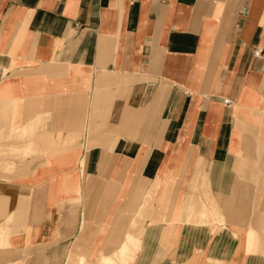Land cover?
<instances>
[{"label":"crops","instance_id":"crops-1","mask_svg":"<svg viewBox=\"0 0 264 264\" xmlns=\"http://www.w3.org/2000/svg\"><path fill=\"white\" fill-rule=\"evenodd\" d=\"M6 82L58 107L0 111L29 124L26 162L45 156L0 178V264H94L149 194L136 264H264V0H0ZM69 138L84 164L46 175ZM198 183L205 226L185 221Z\"/></svg>","mask_w":264,"mask_h":264},{"label":"rangeland","instance_id":"rangeland-1","mask_svg":"<svg viewBox=\"0 0 264 264\" xmlns=\"http://www.w3.org/2000/svg\"><path fill=\"white\" fill-rule=\"evenodd\" d=\"M11 87H12V85L9 82H6V86H4V87H2V84L0 86V111L5 109L4 107H6V104H7L6 101L13 102L15 105L33 107L35 105L29 104L28 103L29 100H36V101L40 102L41 99H42V98H35V97L24 98L19 93L10 94L8 92H9ZM12 89H14V88H12ZM40 106L45 107V109H47L49 107L50 109H49V111H47V113H49L50 111L55 110L58 107V104L54 105L52 103V101L48 103V102H44L42 100L41 104H39V103L36 104V108L39 110ZM49 118H50V115H46L45 116L46 122H47V120ZM1 119L4 120L2 123H5V121L7 120V116L2 117ZM54 133L57 136H59V135L60 136H64L65 135V133L63 131H61V130H58V131L55 130ZM68 134H71L70 137L76 136V133L68 132L67 135ZM75 141H76V139L75 140H71L69 138L68 144L65 143L64 145H62L61 146V150H59L58 153L54 155V157H57V160L50 161V162L48 161V162L45 163V167L42 170L46 171L45 172L46 175L50 174V170H52L53 168L61 166V165H64V160H67L69 158H72V162L70 163L71 166H76L78 163L84 164V159L80 158L79 153L76 152L75 149L69 150L70 149L69 145L73 144ZM31 157H32L31 152H24V149L21 146H19L17 140H15V139L12 140V139L8 138L7 136L1 137L0 138V178L1 179H7V180H14L15 179L16 181H19V182H26V181L32 180L31 176L29 175L30 169L32 167L36 166V165H40L41 164L40 161L42 159H44L45 156H42V157L38 158L37 162L30 164V163L26 162V160H28ZM11 164H14L12 172H10L8 174H2L1 171L2 170L4 171V169H3L4 166H8V165H11ZM36 174L37 175L41 174V171L36 173ZM167 187H168V184L164 188L163 192L160 194L161 197L162 196L166 197L168 195V188ZM198 188H199V183L195 185L194 193L187 200V206H186L187 212H186L185 221L188 222L191 225H196V223H198V224H200L202 226H205V225H208L215 218L210 219V221L208 223L204 224L198 219V213L200 212V208H199V211L197 212V217H196V214H194L195 212H193V210H192V203L194 201V197L196 196V193L198 195ZM148 196H151L152 199L154 198L153 194H149ZM160 196H159V202H163L164 203L166 199H164L162 201ZM200 196H202L201 197L202 201L206 202L209 205L210 198H212V197H210L209 192L206 190V188H204V190L200 194ZM162 204L159 203L160 206H162ZM151 206L153 208L150 211L148 210L149 214L143 215V217H145V220L148 219V218H152L153 215H154V205H153V203H152ZM198 207H199V205H198ZM139 212H140V210L137 211L136 214H138ZM178 218H179L178 212H176L175 218H174V220L171 223H176ZM135 221H138L137 217H136ZM222 222H224V220H219V223H222ZM9 225H10V221H9ZM144 226H145V224H144ZM128 229H129V227H122L121 228V238L122 239L124 238L125 232L128 231ZM178 236H179V228L177 226V232H176V235H175V239L176 240H175V243L172 244V247L177 245ZM126 237H127V234H126ZM126 237H125V239H126ZM145 238H146V236L144 237V240H145ZM115 245H118V244H115ZM115 245H114L113 242L110 243V245H108V246H110V249H109L110 253L101 251L98 254V257H97V259H96L94 264L97 263V260L101 261L104 257H108V258L112 257L115 254V252L118 251V249L120 247L119 246L118 249L116 251H114V248H115L114 246ZM145 247L147 248V243L145 244ZM172 247H171V249H172ZM111 252H113V253H111ZM137 256H138V254H137ZM80 263L81 262H78V264H80ZM74 264H77V260H75ZM86 264H89L88 260L86 261Z\"/></svg>","mask_w":264,"mask_h":264},{"label":"bare ground","instance_id":"bare-ground-1","mask_svg":"<svg viewBox=\"0 0 264 264\" xmlns=\"http://www.w3.org/2000/svg\"><path fill=\"white\" fill-rule=\"evenodd\" d=\"M10 121L11 122L8 126L1 128L0 138L7 136L12 140L15 139L18 141L19 138H24L25 136L29 135L30 126L28 123H24L22 125L16 124L17 117H12ZM29 149V147H25V150ZM12 165L4 166L3 169L6 172L11 171L13 168ZM201 197L197 195L194 198V201L192 203V210L193 212H195L194 214H196L197 217V205H199L200 212L198 213V219L202 223L206 224L210 221V219L215 218L214 216L216 214V211L213 210L212 213L210 211L209 205L206 202L202 201ZM151 205L152 198L151 196H148L143 207L140 209V212L137 214L138 221L132 223L127 232V237L125 241L120 245L118 251H116L112 257H104L101 261L97 260L96 264H136L137 254L142 248L141 237L144 231L145 223V217H143V215L149 214L148 210L150 211L153 208ZM15 254L17 253L15 252ZM77 255L78 254L71 253L67 264H74L75 260H77V264L78 262H81L80 264H86L87 258L83 255H78L77 257Z\"/></svg>","mask_w":264,"mask_h":264},{"label":"built area","instance_id":"built-area-1","mask_svg":"<svg viewBox=\"0 0 264 264\" xmlns=\"http://www.w3.org/2000/svg\"><path fill=\"white\" fill-rule=\"evenodd\" d=\"M247 11H248L247 7L244 6V7L241 8L240 13L241 14H244ZM260 53H261V50H259V49H257V50L254 51L255 56H260ZM225 103L226 104H229V100H225Z\"/></svg>","mask_w":264,"mask_h":264}]
</instances>
